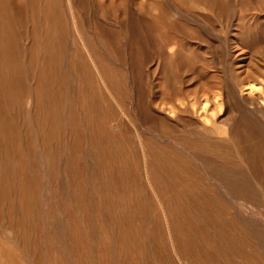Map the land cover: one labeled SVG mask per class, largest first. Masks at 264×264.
<instances>
[{"label": "rangeland", "instance_id": "obj_1", "mask_svg": "<svg viewBox=\"0 0 264 264\" xmlns=\"http://www.w3.org/2000/svg\"><path fill=\"white\" fill-rule=\"evenodd\" d=\"M0 264H264V0H0Z\"/></svg>", "mask_w": 264, "mask_h": 264}, {"label": "bare ground", "instance_id": "obj_2", "mask_svg": "<svg viewBox=\"0 0 264 264\" xmlns=\"http://www.w3.org/2000/svg\"><path fill=\"white\" fill-rule=\"evenodd\" d=\"M45 47V46H44ZM171 159H173V158H171ZM185 166V165H184ZM202 190H204V189H202ZM220 217V216H219ZM240 235V234H239ZM201 254V253H200Z\"/></svg>", "mask_w": 264, "mask_h": 264}]
</instances>
